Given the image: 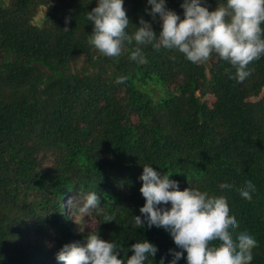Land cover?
Returning a JSON list of instances; mask_svg holds the SVG:
<instances>
[{
	"label": "trees",
	"instance_id": "obj_1",
	"mask_svg": "<svg viewBox=\"0 0 264 264\" xmlns=\"http://www.w3.org/2000/svg\"><path fill=\"white\" fill-rule=\"evenodd\" d=\"M95 3L0 0V264H59L64 243L84 242L87 232L73 231L70 212L89 191L115 217L99 224L102 239L123 246V257L145 238L158 248L148 264L162 256L166 264L176 247L168 232L132 227L144 203V163L171 172L180 189L226 200L234 234L257 241L251 264H264V96L257 99L264 58L241 84L214 53L191 63L175 50L142 46L145 61L137 63L128 58L137 45L125 42L120 56L106 57L87 42L85 13ZM203 3L211 10L224 0ZM123 6L130 35L141 16L159 32L146 0ZM166 6L182 17L180 0ZM46 7L52 11L36 23ZM120 75L126 80L116 83ZM246 180L255 185L251 200L238 195ZM70 194L77 199L69 204Z\"/></svg>",
	"mask_w": 264,
	"mask_h": 264
},
{
	"label": "clouds",
	"instance_id": "obj_2",
	"mask_svg": "<svg viewBox=\"0 0 264 264\" xmlns=\"http://www.w3.org/2000/svg\"><path fill=\"white\" fill-rule=\"evenodd\" d=\"M123 4L124 0H96L85 13L92 26L87 42L103 56H120L125 42L137 45L128 57L137 63L145 61L142 46L175 50L191 63L204 62L214 53L235 69L241 84L253 75L250 66L264 58V0H224L211 10L203 0H180L182 17L166 6L167 0H146L150 7L145 11L153 20L158 17L160 30L155 32L151 21L141 16L131 35L126 31L130 22ZM68 20L65 17V24ZM125 80L124 75L116 77V83ZM170 173L161 174L152 164H142L139 192L144 203L133 216L132 227H157L168 232L176 247L168 250L171 258L166 264H178L182 257L185 264H251L257 241L247 231L234 234L238 221L227 201L206 190L180 189ZM255 190L252 181L246 180L238 195L251 200ZM221 191L232 189L224 186ZM71 216L79 232H84L85 226L89 229L83 222L86 219H101L96 230L87 231L83 243L70 241L60 247L55 254L59 264H148L158 251L153 242L136 239L122 257L123 246L102 239L98 225L115 221V217L102 206L96 191L87 192L73 205ZM159 262L165 264L163 256Z\"/></svg>",
	"mask_w": 264,
	"mask_h": 264
},
{
	"label": "rangeland",
	"instance_id": "obj_3",
	"mask_svg": "<svg viewBox=\"0 0 264 264\" xmlns=\"http://www.w3.org/2000/svg\"><path fill=\"white\" fill-rule=\"evenodd\" d=\"M4 2H7V0H4ZM52 11V7H46V8H43L41 11H40V13L38 14V16L35 18V22L36 23H38V24H42L44 21H45V19H46V17H47V14L49 13V12H51ZM264 96V90L261 92V94H260V97L259 98H257V99H260L261 97H263ZM74 196H76V194H70V195H68L66 198H65V200L66 201H69V204H70V202H72V200L75 198V199H77L76 197H74ZM74 197V198H73ZM84 197V196H83ZM77 202H78V200H77ZM70 212V211H69ZM70 213H72V212H70ZM71 218V220H72V223L74 224V228H73V231L74 232H76L77 234L78 233H84V232H87V231H92V230H96V225L99 223L98 222V216H95V217H91V218H88V219H86L85 221H83L84 223H87V224H89L90 225V227H89V229H88V227L87 226H85V230H84V232H79L77 229H78V225L74 222V220H73V218L72 217H70ZM98 227H99V225H98ZM50 240V241H49ZM47 242H46V244L47 245H51V242H52V240L51 239H49Z\"/></svg>",
	"mask_w": 264,
	"mask_h": 264
}]
</instances>
